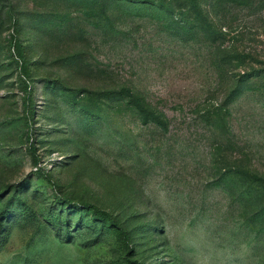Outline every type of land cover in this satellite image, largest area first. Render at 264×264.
Here are the masks:
<instances>
[{
	"label": "rangeland",
	"instance_id": "obj_1",
	"mask_svg": "<svg viewBox=\"0 0 264 264\" xmlns=\"http://www.w3.org/2000/svg\"><path fill=\"white\" fill-rule=\"evenodd\" d=\"M0 264H264V0H0Z\"/></svg>",
	"mask_w": 264,
	"mask_h": 264
}]
</instances>
